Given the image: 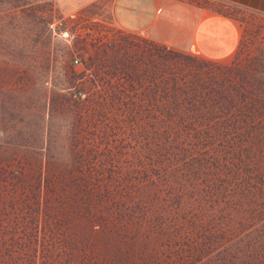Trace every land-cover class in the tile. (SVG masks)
<instances>
[{
    "label": "rangeland",
    "instance_id": "obj_1",
    "mask_svg": "<svg viewBox=\"0 0 264 264\" xmlns=\"http://www.w3.org/2000/svg\"><path fill=\"white\" fill-rule=\"evenodd\" d=\"M193 1L236 19L244 37L236 63L254 55L252 24L262 14L222 0ZM110 5L0 0V264H124L121 248L129 238L118 215L122 196L154 189L162 201L173 170L212 155L226 166L231 161L214 142L196 143L185 132L175 142L167 123H151L160 108L169 110L164 95L171 93L164 90L171 83L179 87L195 73H214L170 49L198 54L168 51L143 33L121 29ZM233 59L234 52L215 62ZM63 179H72L64 189ZM261 182L263 203L255 213L264 218V174Z\"/></svg>",
    "mask_w": 264,
    "mask_h": 264
},
{
    "label": "trees",
    "instance_id": "obj_2",
    "mask_svg": "<svg viewBox=\"0 0 264 264\" xmlns=\"http://www.w3.org/2000/svg\"><path fill=\"white\" fill-rule=\"evenodd\" d=\"M262 15L263 18H255L252 24L251 40L255 42L257 51L240 63L236 62L244 44L242 36L237 41L234 59L229 65L221 66L213 60L170 49V52L181 55L186 63L195 62L197 70L214 74L208 78L195 73L179 87L170 82L168 89L164 90L171 93V96L164 95L171 104L169 110L160 108L158 112L161 114L154 113L155 120L151 123H167L168 127L163 128L170 131L169 138L175 142L180 137L179 132L191 135L199 144L214 142L221 146L220 156L230 155L231 161L226 166V159L219 161L212 155L209 161L204 157L198 158L188 169L173 170L162 201L154 189L146 191L139 188L134 196H122L118 215L125 223L122 236L129 238L121 248L120 258L124 264H264V253L261 259H257L258 251L264 248V239L260 235L262 230L264 235V218L255 213L263 203L260 199L264 174ZM160 47L164 49L167 46ZM167 49L169 51V47ZM213 67L219 72H214ZM152 90L153 93L160 91L158 85ZM177 91L181 92L180 99L186 105L178 101ZM180 105L183 109L179 108ZM171 107L177 109L172 110ZM152 129L155 131L157 127ZM185 147L178 146L177 154H183ZM208 147L204 146V149ZM66 181L72 179H63L62 189L67 186ZM173 182L175 190L171 188ZM97 191L94 195L100 194ZM252 219H257L255 224H252ZM141 222L145 225L142 226ZM138 225L142 226L141 230ZM181 231H185L186 237L179 240ZM138 234L144 238L138 239ZM192 237L196 240L192 241ZM138 240H142L139 246ZM156 241L163 243L166 249L161 251L157 248ZM170 244L176 246L168 250Z\"/></svg>",
    "mask_w": 264,
    "mask_h": 264
},
{
    "label": "crops",
    "instance_id": "obj_3",
    "mask_svg": "<svg viewBox=\"0 0 264 264\" xmlns=\"http://www.w3.org/2000/svg\"><path fill=\"white\" fill-rule=\"evenodd\" d=\"M264 14V0H222ZM114 22L154 42L214 61L227 60L240 36L236 19L193 0H111Z\"/></svg>",
    "mask_w": 264,
    "mask_h": 264
},
{
    "label": "built area",
    "instance_id": "obj_4",
    "mask_svg": "<svg viewBox=\"0 0 264 264\" xmlns=\"http://www.w3.org/2000/svg\"><path fill=\"white\" fill-rule=\"evenodd\" d=\"M72 61H73V62H76V61H78V58H77V57H73V58H72Z\"/></svg>",
    "mask_w": 264,
    "mask_h": 264
}]
</instances>
